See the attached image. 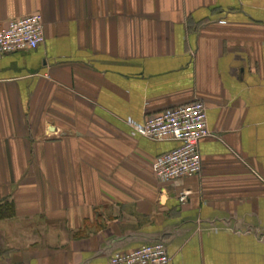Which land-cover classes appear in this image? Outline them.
<instances>
[{"label": "crops", "instance_id": "1", "mask_svg": "<svg viewBox=\"0 0 264 264\" xmlns=\"http://www.w3.org/2000/svg\"><path fill=\"white\" fill-rule=\"evenodd\" d=\"M44 41L0 57V264H264V0H0ZM200 100L199 175L125 120ZM187 191L180 204L178 194Z\"/></svg>", "mask_w": 264, "mask_h": 264}, {"label": "built area", "instance_id": "2", "mask_svg": "<svg viewBox=\"0 0 264 264\" xmlns=\"http://www.w3.org/2000/svg\"><path fill=\"white\" fill-rule=\"evenodd\" d=\"M44 41L43 23L37 14H29L6 24H0V57L37 48ZM130 134L153 141L170 140L178 144L158 155L152 165L159 182H169L201 172L199 141L209 134L207 110L204 103L195 100L187 104L167 108L148 115L143 123L131 118L125 120ZM187 191L178 194L183 204L188 199ZM170 256L161 241L142 245L128 252H115L108 264H169Z\"/></svg>", "mask_w": 264, "mask_h": 264}, {"label": "trees", "instance_id": "3", "mask_svg": "<svg viewBox=\"0 0 264 264\" xmlns=\"http://www.w3.org/2000/svg\"><path fill=\"white\" fill-rule=\"evenodd\" d=\"M8 213H9V211L7 212L6 210H1V208H0V216L8 214Z\"/></svg>", "mask_w": 264, "mask_h": 264}]
</instances>
